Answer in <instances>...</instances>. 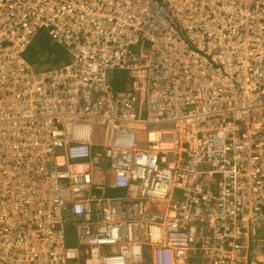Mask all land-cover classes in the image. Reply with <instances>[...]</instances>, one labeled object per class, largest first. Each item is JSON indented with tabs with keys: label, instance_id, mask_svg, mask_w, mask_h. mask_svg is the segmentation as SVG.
<instances>
[{
	"label": "built area",
	"instance_id": "obj_1",
	"mask_svg": "<svg viewBox=\"0 0 264 264\" xmlns=\"http://www.w3.org/2000/svg\"><path fill=\"white\" fill-rule=\"evenodd\" d=\"M44 32L69 63L35 70ZM0 144L19 172L0 162V264H194L189 245L245 264L264 229V0H0ZM196 180L198 229L179 205Z\"/></svg>",
	"mask_w": 264,
	"mask_h": 264
},
{
	"label": "bare ground",
	"instance_id": "obj_2",
	"mask_svg": "<svg viewBox=\"0 0 264 264\" xmlns=\"http://www.w3.org/2000/svg\"><path fill=\"white\" fill-rule=\"evenodd\" d=\"M97 14L96 13H93V16H96ZM261 25V24H260ZM113 75H119L118 76V79L115 78V82H111V85L113 84H117V83H120L121 81H125L126 79H128L129 77H131V71L129 69V67H116L114 70H113ZM8 111L10 112H13L15 113V108L13 109H7ZM6 111V110H4ZM2 111V112H4ZM3 116V115H2ZM2 128L3 129H6L9 131V133L11 135H16L18 134V131L16 129V127L14 126L13 123L11 122H6L2 125ZM153 128H156L155 126H153ZM19 134L21 135L22 137V142L24 143H27L29 142L30 140V137L32 136V133L27 130V129H24L23 131L19 132ZM1 146V144H0ZM23 156V155H22ZM13 157L9 151H7V149H2L0 147V162L2 164H5L7 167H9L8 169L13 171V174L14 175H17V173H19L13 166V164H9L8 163V160ZM198 190L195 191V197L194 198H190L186 201H180V206L184 207L185 210H191V213L190 214H187V218L190 219L191 223L195 226V228H199V219L201 217V211H200V206L203 207V203H200V206H199V202L198 200L202 197V195H196L197 193H200L201 189L203 188L202 184L196 180V185H195ZM169 203V201H168ZM262 223H258L256 224V227H255V233L250 231L249 232V239H248V242L246 244H244V251L245 252L244 254L246 255L245 256V264H254L255 262H258V261H262L264 263V256H263V253L260 252V251H257L256 250V246H254L253 242L259 238V237H263V227L261 226ZM67 226V225H66ZM68 227V226H67ZM69 228V227H68ZM67 228V229H68ZM179 228V224H176L175 226L173 227H168L166 228V231H173L175 229ZM69 231L70 228L68 229ZM69 234L71 232H68ZM225 239H227V236H225ZM227 248L230 247V245L228 243H225V245ZM186 252L188 253V256L187 258H189L190 261L194 262V264H209L208 263V260L206 258H203L201 256V253H199L198 251H191V248H190V245L188 246ZM91 256V253L88 251L86 252L85 250H81L80 253H78L77 256H75L73 259H72V264H89L87 261Z\"/></svg>",
	"mask_w": 264,
	"mask_h": 264
},
{
	"label": "rangeland",
	"instance_id": "obj_3",
	"mask_svg": "<svg viewBox=\"0 0 264 264\" xmlns=\"http://www.w3.org/2000/svg\"><path fill=\"white\" fill-rule=\"evenodd\" d=\"M51 45H52V48L55 50L54 51L55 52V57H56V54L58 55L56 58L44 55L45 56V59H44L42 54L45 53V52H44V49H42L41 46L40 47L38 46V47L35 48L34 45H32L26 51L25 54L27 55L28 59H31V62L33 63V67L35 68V70H37V71L51 70V69H54V68L59 66L58 62L61 61V59L59 57V54H61L62 51L60 50V47L58 45L56 47L55 44L52 43V42H51ZM45 47H50V46L49 45H45ZM41 51L43 53H41ZM51 52L52 51H50L48 54H50ZM110 80H111V82H113V80H115V75H112ZM138 138L140 139V141L142 143H144L145 137H144L143 134H139ZM92 139L95 142H102L103 133H102V128L101 127H96L95 128V130L92 132ZM63 220H64V223L70 229L74 228L73 220H72V218L70 217L69 214L64 212Z\"/></svg>",
	"mask_w": 264,
	"mask_h": 264
},
{
	"label": "trees",
	"instance_id": "obj_4",
	"mask_svg": "<svg viewBox=\"0 0 264 264\" xmlns=\"http://www.w3.org/2000/svg\"><path fill=\"white\" fill-rule=\"evenodd\" d=\"M44 34H45V38H44V36L41 34L40 35V37L39 38H37V39H35L34 40V42H33V44L32 45H34V47L36 48V47H42V49H44V52L46 53H43L42 51H41V53H43L42 55H43V57H44V59H45V56L44 55H47V56H50V57H55V50L52 48V45H51V42L52 43H54L55 44V46L57 47V45L60 47V50L62 51L61 52V54H59V57H60V59H61V61L62 60H64V61H69V59H70V55L69 54H67L65 51H64V49L61 47V45L52 37V36H48V34L46 33V32H44ZM45 45H49L50 47H45ZM50 51H52L50 54H48ZM58 55L56 54V57H57ZM55 57V58H56ZM30 61H31V59H29ZM57 60V59H56ZM32 63V62H31ZM59 64H60V62H58ZM32 65H33V63H32ZM115 78L116 79H118V75H115ZM114 81V80H113ZM115 82V81H114ZM67 237L70 239V241L72 242V243H75V240L70 236V234L68 233V231H67Z\"/></svg>",
	"mask_w": 264,
	"mask_h": 264
},
{
	"label": "crops",
	"instance_id": "obj_5",
	"mask_svg": "<svg viewBox=\"0 0 264 264\" xmlns=\"http://www.w3.org/2000/svg\"><path fill=\"white\" fill-rule=\"evenodd\" d=\"M70 61H71V57H70L69 61H64V60H62V61H60L59 66L64 65V64H67V63H69ZM70 230H71L72 233H73V229H70ZM73 239L75 240V238H74V234H73ZM147 257H148V256H147Z\"/></svg>",
	"mask_w": 264,
	"mask_h": 264
}]
</instances>
